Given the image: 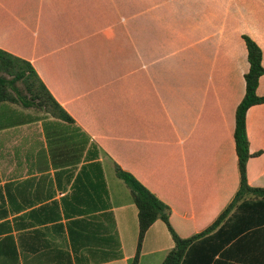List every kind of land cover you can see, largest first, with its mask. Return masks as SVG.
Here are the masks:
<instances>
[{"label": "crops", "instance_id": "crops-1", "mask_svg": "<svg viewBox=\"0 0 264 264\" xmlns=\"http://www.w3.org/2000/svg\"><path fill=\"white\" fill-rule=\"evenodd\" d=\"M244 34L264 66V0H0V48L28 60L74 119L0 102V264H131L137 206L115 163L169 206L179 236L206 228L239 186ZM245 128L246 179L264 188V102ZM91 160L101 171L80 169ZM111 233L121 256L94 262ZM172 245L155 219L136 264H160ZM217 256L264 264V217Z\"/></svg>", "mask_w": 264, "mask_h": 264}, {"label": "trees", "instance_id": "trees-1", "mask_svg": "<svg viewBox=\"0 0 264 264\" xmlns=\"http://www.w3.org/2000/svg\"><path fill=\"white\" fill-rule=\"evenodd\" d=\"M243 38L247 49L248 69L244 73V94L235 108L233 130L239 186L229 203L206 228L190 236L181 237L169 223V206L131 172L115 163V175L129 188L132 200L137 206L138 233L131 264H136L144 234L155 219L159 218L166 223L173 239V245L160 264H221L222 260L219 256L215 257V254L231 239L264 217V204L256 202L264 200V188L251 186L246 179V162L252 153L249 150L245 128L247 108L252 104L264 102V95L256 93L258 77L264 73V66L261 64L259 45L248 35L244 34ZM1 101L18 102L23 106L34 105L57 120L74 123V119L53 97L32 64L0 48ZM84 168L101 171L97 160L82 163L80 169ZM110 220L113 222L111 216ZM109 240L108 254L101 258L92 257L91 260L95 262L121 256L120 243L114 233H111ZM88 261L89 259H86V262Z\"/></svg>", "mask_w": 264, "mask_h": 264}, {"label": "rangeland", "instance_id": "rangeland-1", "mask_svg": "<svg viewBox=\"0 0 264 264\" xmlns=\"http://www.w3.org/2000/svg\"><path fill=\"white\" fill-rule=\"evenodd\" d=\"M33 112H38V113H40V114H42V112L41 111H38L36 108V106H32V107H29ZM39 109V108H38ZM41 110V109H40ZM43 111V110H42ZM118 178V177H117ZM120 180V182H123V181H121V179H119Z\"/></svg>", "mask_w": 264, "mask_h": 264}]
</instances>
